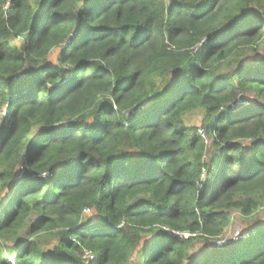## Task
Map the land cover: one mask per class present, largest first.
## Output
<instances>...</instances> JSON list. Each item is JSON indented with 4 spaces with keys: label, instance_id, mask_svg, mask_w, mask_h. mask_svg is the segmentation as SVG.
I'll return each mask as SVG.
<instances>
[{
    "label": "trees",
    "instance_id": "trees-1",
    "mask_svg": "<svg viewBox=\"0 0 264 264\" xmlns=\"http://www.w3.org/2000/svg\"><path fill=\"white\" fill-rule=\"evenodd\" d=\"M260 209L264 0H0V264H264Z\"/></svg>",
    "mask_w": 264,
    "mask_h": 264
},
{
    "label": "rangeland",
    "instance_id": "rangeland-1",
    "mask_svg": "<svg viewBox=\"0 0 264 264\" xmlns=\"http://www.w3.org/2000/svg\"><path fill=\"white\" fill-rule=\"evenodd\" d=\"M56 57H57V52H54L51 55L50 60L55 62ZM189 123L191 124V126H196L198 128V131L200 132V134L204 138V140H207L204 128L202 127V125H203L202 116H198V115L193 116L189 120ZM263 220H264V209L258 210L257 212H255L254 214H252L248 218L241 216L237 212H233L231 215L230 225L225 230L223 236L216 243L223 244V243H228V242H236V241L241 240L242 238L244 239L245 237L243 235L246 231L245 229L253 226L257 222H262ZM211 241H213V240H211ZM54 243L55 242L53 239H51V241L50 240L43 241L44 245L42 247L48 248V247L52 246ZM203 243H204V241H202V240L196 241L195 249L200 247V245H202ZM134 263H135V260L132 261V264H134Z\"/></svg>",
    "mask_w": 264,
    "mask_h": 264
},
{
    "label": "built area",
    "instance_id": "built-area-1",
    "mask_svg": "<svg viewBox=\"0 0 264 264\" xmlns=\"http://www.w3.org/2000/svg\"><path fill=\"white\" fill-rule=\"evenodd\" d=\"M185 237H187V236L185 235Z\"/></svg>",
    "mask_w": 264,
    "mask_h": 264
},
{
    "label": "water",
    "instance_id": "water-1",
    "mask_svg": "<svg viewBox=\"0 0 264 264\" xmlns=\"http://www.w3.org/2000/svg\"><path fill=\"white\" fill-rule=\"evenodd\" d=\"M139 108H142V107H139Z\"/></svg>",
    "mask_w": 264,
    "mask_h": 264
}]
</instances>
